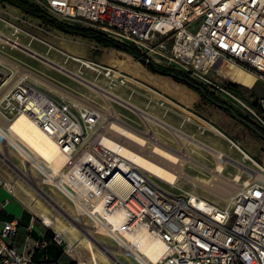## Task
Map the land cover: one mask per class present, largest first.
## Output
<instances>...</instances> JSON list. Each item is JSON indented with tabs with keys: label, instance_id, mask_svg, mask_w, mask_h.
<instances>
[{
	"label": "built area",
	"instance_id": "built-area-1",
	"mask_svg": "<svg viewBox=\"0 0 264 264\" xmlns=\"http://www.w3.org/2000/svg\"><path fill=\"white\" fill-rule=\"evenodd\" d=\"M28 1L60 23L93 29L154 62H175L174 68L183 67L189 77H221L218 65L230 61L264 83V0ZM104 69L110 75L116 72ZM117 76L124 84L127 77L121 72ZM224 92L235 98L234 90ZM245 109L264 131V94L250 96ZM19 113L28 114L67 158L57 169L42 162L35 169L41 182L62 194L96 234L109 238L132 260L127 248L147 242L151 254L156 243L161 245L159 259L150 264H264V165L237 142L227 138L250 169L236 182L231 205L221 207L167 192L147 169L117 149L123 145L133 154L106 132L108 121L97 111L79 109L26 80L0 98L1 144L8 123ZM229 165L238 171L231 162L224 170ZM17 226L16 220L1 223L0 264L46 262L45 237L33 241L25 253L12 244ZM62 241L58 235L51 239L58 247Z\"/></svg>",
	"mask_w": 264,
	"mask_h": 264
},
{
	"label": "rangeland",
	"instance_id": "rangeland-1",
	"mask_svg": "<svg viewBox=\"0 0 264 264\" xmlns=\"http://www.w3.org/2000/svg\"><path fill=\"white\" fill-rule=\"evenodd\" d=\"M5 8L8 7L0 3V16L9 20L12 19L13 16L10 17ZM16 15L21 17V21L15 24L24 31L16 33L18 40L22 44H29L31 49L41 55L47 56L50 60L63 65L67 70L77 73L82 78L93 81L103 89L116 94L129 103L136 105L141 110L153 115L156 119L176 127L179 131L193 136L196 140L223 152L225 151L231 155L227 154L232 160H242L246 164H249L248 160H243L242 155L237 149L230 147L227 138L237 142L249 157L257 161V163L259 162V164L264 165V141L226 112L203 101L200 95L193 89L174 80L178 85L172 84L173 89L166 83H161L160 85L158 81L160 77L151 76V78H148L143 67L149 74H151L150 71L144 64L130 55L127 57L123 55L125 53H117L116 51H113L114 54H111L110 48L105 49L101 45L100 47L96 42L93 44V41L85 38L75 39L76 37L71 35L64 36L69 41L63 42L62 39H59L60 33L57 31L45 27L46 25L43 26L42 23L36 22L29 17H25L21 12H18ZM0 31L6 35H11L12 28L4 25L2 19H0ZM47 44L53 45L58 49L50 48ZM66 53L77 56L88 64L89 61L96 63L97 66L99 65V70H91L80 62L68 58ZM144 57L146 59L148 57L149 59L147 60L162 67L187 73V70L181 66L174 68V65H177L175 62L170 61L169 64L165 61L157 63L147 55H144ZM104 66L111 67L125 75L127 77L125 83L121 84L119 76H115L114 74L111 75L112 78L106 77L104 75ZM217 73L221 77H217L215 74L204 77L191 73V76L188 77L194 83L212 93L218 100L237 112L241 117L252 122L248 117L245 106L248 104L250 96L259 97L264 94V83L245 70L236 73L235 67H232L227 61L218 65ZM7 74L10 75V78L7 77ZM24 76H26V81L33 83L36 87L54 97L76 104L82 108L90 107L97 112L107 113L109 115L108 122L114 117V119L118 118L122 122L130 124L139 130L150 129L154 138L164 144V147L173 150L175 153L180 150L179 154L183 153L188 157L190 156V163H186L184 167L188 176L185 174L183 176L179 175L172 187H165L167 192L184 195L191 193L202 200L218 206H226L229 203L230 197L237 191V183L235 184L229 179L236 172L237 169L235 167L231 165L227 166L224 174L217 177L218 182L217 180H213L211 174L215 165V159L206 150L185 140L178 139L160 124L146 121L129 106L128 108L126 107L127 105L121 102L105 98L97 90L94 91L91 87H87L82 82L66 75L65 72L57 71L26 53L0 42V86L3 82L7 81L0 88V98L17 84L19 78ZM226 89L234 90L236 92V94L233 93L235 98L226 95L224 92ZM154 91L159 92L161 95H158ZM105 108H108L109 111L103 112L104 110L102 109ZM185 109L195 116H199L202 120L195 116L193 117ZM150 134L148 133L147 136H150ZM182 146H184L183 149H181ZM11 159L12 161L7 160V158L3 161L0 157V163H3L4 168L11 175L12 179L10 183L18 189V194L15 197L24 206V211L34 218L33 224L36 228L41 231L42 228L46 229V233L51 236H49L51 239L53 236H57L58 230L55 226L45 227L42 223L40 213L47 212L50 216L57 217L62 224L66 226L72 224L77 227L82 236H89L87 235L89 233L81 225L83 222H87L82 217L76 215L73 206L62 194L47 183L41 182L42 177L36 170L32 171L29 168L26 170L22 166L18 155H12ZM14 164L18 165L21 171L17 170V168L15 169ZM174 165H171L173 167L171 170L175 172L179 171L178 165H175V167ZM27 172L36 176V178H29ZM191 177L208 181V185L211 184L210 181L212 183L217 182L216 184L218 185L213 187L207 185L204 187L200 183L193 184ZM21 186L24 187L25 191ZM87 228L92 231L91 227L88 226ZM91 231L90 234L96 249L105 257L94 251L99 264H119L114 262L115 259L121 260L124 264H135L130 257L131 261L125 258L124 255L116 252L118 247L114 246L109 238ZM70 232L74 233L73 231ZM70 232L64 235V240L60 244L62 248L61 260L65 262L69 261L67 264H82L76 258L89 260L84 238L79 234H75L77 238L75 239L74 249L77 248L78 251L72 249L74 251V258L69 248L71 246L69 238L72 236ZM23 236L24 231L19 229L14 238L15 246H21L24 239ZM57 239L59 240V238ZM98 240L105 242L107 245L101 244ZM105 247L110 251H114V255H111L109 251H105Z\"/></svg>",
	"mask_w": 264,
	"mask_h": 264
},
{
	"label": "bare ground",
	"instance_id": "bare-ground-1",
	"mask_svg": "<svg viewBox=\"0 0 264 264\" xmlns=\"http://www.w3.org/2000/svg\"><path fill=\"white\" fill-rule=\"evenodd\" d=\"M0 19H2L4 25H8L12 28V33L11 35H6L0 31V42L5 43L10 45L11 47L18 49L30 57L41 61L47 66H50L54 68L57 71L60 72H65L66 75H69L70 77H73L74 79L78 80L79 82H82L85 84L87 87H91L94 89V91L97 90L101 95H103L105 98L121 102L125 105L126 107H130L133 109V111L137 112L140 114V116L145 119L146 121L149 122H155L160 124L162 127H165L168 131H170L173 135H175L178 139L180 140H185L189 143H192L196 145L197 147H200L207 152H209L215 159V165L213 167V172L211 174V177L213 180H217V177L221 176L224 174V165L228 162L233 163L237 168L238 171L233 173L229 179L232 180L236 184V182L240 181L241 178V173L246 172V170L249 168L250 169V164H246L245 161L242 160H232L227 154L224 152L208 146L199 140H196L193 136H190L186 133H183L182 131H179L174 126H171L169 124L164 123L163 121H160L156 119L153 115L149 114L148 112H145L144 110H141L139 107H137L134 104L129 103L128 101L122 99L121 97L117 96L116 94H113L112 92H109L105 89H103L101 86L97 85L93 81L86 80L79 76L77 73H74L72 71L67 70L63 65L58 64L52 60H50L47 56L41 55L40 53L36 52L35 50L31 49L29 44L24 45L18 40V36L16 35L17 32H24L20 27H18L12 20L6 19L2 16H0ZM21 21V19L16 18L15 21ZM59 39H62V41H69V39L65 38L64 36H61L59 34ZM50 46V48H55L58 49L57 47L47 44ZM111 54H114L112 51L110 52ZM70 57H72L74 61L80 62L81 64L89 67L91 70L98 71L99 66L96 67L92 66L90 63L88 64L85 62L83 59L74 56L70 53H67ZM230 62V61H228ZM236 66H238L239 69L245 70L249 73L252 74L253 77L256 78V76L246 70L245 68L230 62ZM102 68V67H101ZM104 69V68H103ZM106 70V69H104ZM116 72L114 73L115 76L120 73L119 71L115 70ZM27 75V74H25ZM104 75L108 78H112V76L109 73H104ZM7 77L10 78V75L7 74ZM26 76L21 77L18 79L17 83L21 81H25ZM257 79V78H256ZM7 81L3 82V85L6 84ZM105 85V84H104ZM158 95H161L159 92L154 91ZM82 97V96H81ZM106 103V102H105ZM76 105V104H75ZM124 105V106H125ZM79 109L82 107L76 105ZM109 107V106H108ZM128 107V108H129ZM104 110L103 112H108V108L102 109ZM186 110V109H185ZM189 112L188 110H186ZM99 115L105 118L106 120L109 119V115L107 113H100L97 112ZM190 115L193 117V113L189 112ZM107 127L105 126L106 132L110 133L115 139L119 140L120 142L124 143L126 146L130 147L133 151V154L129 153V149L126 147L119 146L117 149H119L122 153H125L126 155H129L131 159L136 161L137 163L141 164L145 169H147L156 179L157 183L162 187H172L176 180L178 179L179 175H186V172L184 170V167L186 163H190V156L188 157L186 154H179L175 153L173 150H170L166 147H164V144L160 143L158 139L154 138L152 133L150 132V129L147 130H139L137 128H134L130 124H127L125 122H122L120 119L112 117V120H110L107 123ZM150 134V136H147V134ZM157 134V133H156ZM159 135V134H158ZM5 136V141L4 143H0V155L3 158H7V160L12 161L11 156L16 154L18 157L21 159V164L26 168V170H37L40 168V165L42 162H49L50 166L53 169L60 168L65 164L67 161V158L60 154L58 151V148L53 141L51 137H49L46 133H44L38 126L37 124L33 121V119L26 113H19L16 115L9 123H8V131L4 134ZM193 139V140H192ZM184 146L181 147L183 149ZM193 152V151H192ZM191 152V153H192ZM247 155V154H246ZM248 156V155H247ZM246 158V157H244ZM178 165L180 168L179 171H172L171 165ZM174 165V167H175ZM15 169L21 171L20 167L18 165L14 164ZM189 168V167H188ZM178 169V168H177ZM34 173V172H33ZM202 175V174H201ZM27 176L29 178H36V176L30 174L27 172ZM191 181L193 184L200 183L204 187L208 185V181H202L198 180V178L191 177ZM197 179V180H196ZM46 182V181H45ZM216 182V183H217ZM211 187L218 185L215 182L212 183L210 181ZM208 185V186H210ZM167 191V190H166ZM189 197L192 199L198 198L197 196L193 194H189ZM222 196V195H221ZM233 196V195H232ZM232 196L229 199V203L226 206H230L232 203ZM228 197V196H227ZM201 201L200 198H198ZM207 202V201H205ZM209 203V202H208ZM211 204V203H210ZM74 208V207H73ZM74 210L77 212V210L74 208ZM77 215V214H76ZM40 217L42 219V223L46 224L47 226H51V220L48 216H45L43 214H40ZM73 220H75L73 218ZM84 228L85 231H87V237L82 236L80 233V230L75 227L74 225L70 224V226H67L66 229H63L58 232V237L64 240V235L67 232L68 229H72L73 231L77 232L79 235H81L84 238L85 242V247L87 249V252L89 254V263L90 264H98L99 262L97 261L94 251L100 254V252L96 249L94 245V241L92 240V236L90 234V229L87 227L89 226L87 223H82L81 224ZM90 227V226H89ZM91 232H94L93 230ZM95 233V232H94ZM91 237V238H90ZM101 244L107 245L105 242H102L101 240H98ZM105 251H109L111 255H114V251H110L105 247ZM133 255L136 260H133L135 264H150V262H156L159 259V256L161 254V245L160 243L155 244V253L151 254L150 249H149V244L147 242H138L134 247L129 246L127 248ZM116 252L122 254L125 256V258H129L127 253L121 248H117ZM102 257L104 255L100 254ZM105 258V257H104ZM108 260V258H106ZM115 263L119 264H124L121 260L115 259ZM82 264H86V262H81Z\"/></svg>",
	"mask_w": 264,
	"mask_h": 264
},
{
	"label": "crops",
	"instance_id": "crops-1",
	"mask_svg": "<svg viewBox=\"0 0 264 264\" xmlns=\"http://www.w3.org/2000/svg\"><path fill=\"white\" fill-rule=\"evenodd\" d=\"M1 3V2H0ZM2 4H4V3H2ZM6 7H8V8H5L4 10L7 12V14L8 15H10V17L11 16H13V18L12 19H10V20H12L13 22H19V21H15V19L16 18H19V19H21V17L20 16H17L16 14L18 13V12H21L19 9H17V8H15V7H12V6H9V5H7V4H4ZM1 13V12H0ZM21 14L22 15H24L25 17H29L30 19H33L34 21H36V22H39V23H41V21L40 20H38V19H36V18H32V17H30V16H28V15H25L24 13H22L21 12ZM43 26H44V24H43ZM45 27H48V26H45ZM48 28H50V27H48ZM50 29H52V28H50ZM54 31H57V30H55V29H53ZM58 33H60L61 35H63V36H66L67 34H64V33H62V32H59V31H57ZM75 39H82V38H78V37H76ZM63 42H65V41H63ZM93 44H95L94 42H93ZM66 45V44H65ZM98 45V44H97ZM100 46V45H99ZM101 47V46H100ZM103 48H105V47H103ZM105 49H107V48H105ZM110 50L113 52V51H116L117 53H121V52H119V51H117V50H115V49H112V48H110ZM110 50H109V52H110ZM123 54V53H122ZM123 55H125V56H127V57H129L128 55H126V54H123ZM228 62V61H227ZM229 64H231V66L233 67H235V71H236V73H239V72H242V70L241 69H239L238 68V66H236V65H234V64H232V63H230V62H228ZM143 69L145 70V72H146V76L148 77V78H151V76H158V77H160V79L158 80L159 81V84L161 85V83H166L168 86H170L172 89H173V85L172 84H177V83H175L174 81H173V79L171 78V77H169V76H163V75H158V74H153V73H151V74H149V72H147L146 71V69L143 67ZM150 75V76H149ZM178 85V84H177ZM2 86V85H1ZM1 86H0V88H1ZM194 98H196V97H194ZM201 142V141H200ZM203 143V142H202ZM205 144V143H204ZM206 145H208V144H206ZM208 146H210V145H208ZM214 146V145H213ZM212 147V146H211ZM216 147V146H215ZM231 147V146H230ZM221 151V150H220ZM223 152V151H222ZM225 152V151H224ZM226 153V152H225ZM226 154H228V153H226ZM228 155H230V154H228ZM231 156V155H230ZM11 179H12V177H11V175L9 174V172L4 168V165H3V163H0V226H1V223L3 222V221H14V220H16L17 222H18V226H17V233H18V231H19V229L20 230H23L24 231V239H23V242H22V244H21V246L20 247H17V246H15V244H14V238H15V236L17 235H15L13 238H12V240H11V242H12V244L17 248V250L19 251V252H21V253H25L26 251H27V249H28V247L32 244V242L33 241H35L37 238H40V237H45V239L49 242V244H48V246H47V248H46V253H47V257H48V260L46 261V262H44V263H42V264H67V262H69V261H63V260H61V256H62V248L61 247H58L55 243H53V242H51V238L48 236V234L46 233V229H43L42 228V231L40 230V229H38V228H36L35 226H34V224H33V220H34V218L32 217V216H29L28 217V220L23 224L22 223V213L24 212V206L16 199V197L15 196H17V194H18V189H17V187H15V185H12L10 182H11ZM22 187V186H21ZM22 189L25 191V189H24V187H22ZM26 192H27V190H26ZM32 199H34L33 197H32ZM221 207H224V206H221ZM26 212V211H25ZM27 213V212H26ZM28 214V213H27ZM40 214H43V215H45V216H48L49 218H50V220L52 221L51 223V226H55V228L58 230L57 231V234H58V232L59 231H61V230H63V229H66V225H64V224H62L61 222H60V220L57 218V217H53V216H50L49 214H47V212H42V213H40ZM10 218H11V220H10ZM60 223V225H58ZM30 225H31V227H30ZM70 231H73L72 229H68L67 230V232L65 233V234H67L68 232H70ZM74 233H72V232H70L71 234H72V236L69 238L70 239V241H71V246H70V248H71V254H72V256L74 257V251H78L77 250V248L76 249H74V247H75V239L77 238V236L75 235V234H78L77 232H75V231H73ZM54 246V248H55V250H57L58 252H59V255L56 257V258H53V257H51L50 255H49V253H48V251H47V249L50 247V246ZM74 251H73V250ZM75 258V257H74ZM35 259L38 261V260H40V255L38 254V255H36V257H35ZM78 261H80V262H86V264H90L89 263V260H86V259H78V258H76ZM129 259V258H128ZM130 260V259H129ZM131 261V260H130ZM99 264V263H98Z\"/></svg>",
	"mask_w": 264,
	"mask_h": 264
},
{
	"label": "trees",
	"instance_id": "trees-1",
	"mask_svg": "<svg viewBox=\"0 0 264 264\" xmlns=\"http://www.w3.org/2000/svg\"><path fill=\"white\" fill-rule=\"evenodd\" d=\"M0 2L19 9L25 15H28L32 18H36V19L40 20L42 24H44V25H46L52 29H55L59 32H62V33L67 34V35L75 36V37L85 38V39H88L89 41L96 42L105 48H112V49H115L119 52L130 55L131 57H134L135 59L140 61L142 64H144L145 67L151 73L171 77L175 82H177L179 84H184L188 88L193 89L195 92H197L200 95V98L203 101H205L206 103L214 105L216 108H218V109L226 112L227 114H229L227 109H223L222 107H218L214 103V102H217V103L225 105L223 102L218 100L212 93H209L204 88H202L200 85H197L196 83H194L186 74H184L180 71H176L175 69H169V68L162 67L160 65H157V64L147 60L144 57V55L138 49H136L133 46H126L123 44H119L116 41L109 39V38L105 37L104 35H102L101 33H98L97 31L90 29V28H82L79 26H69V25L60 23V22L50 18L43 11H41L39 9V7H37L35 4L31 3L28 0H0ZM193 84L197 85V87H194ZM233 86H235V85H233ZM236 114L238 116H240L237 112H236ZM241 118H243V117H241ZM248 122H250V121H248ZM250 123H252V122H250ZM252 124L254 126H256L254 123H252ZM256 127L264 134V131H262L258 126H256ZM28 217H29L28 214L24 211L22 213V217H21L23 224L28 220ZM10 220H11V218H10ZM48 236H50V235L48 234ZM47 251H48L49 255L53 258H56L59 255V252L57 250H55L54 246H52V245L47 249Z\"/></svg>",
	"mask_w": 264,
	"mask_h": 264
},
{
	"label": "water",
	"instance_id": "water-1",
	"mask_svg": "<svg viewBox=\"0 0 264 264\" xmlns=\"http://www.w3.org/2000/svg\"><path fill=\"white\" fill-rule=\"evenodd\" d=\"M194 87H197V85H194ZM215 105H217L218 107H222L223 109H227L230 116L232 118H234L235 120L239 121L240 123H242L244 126H246L252 133H254L258 138H260L262 141H264V134L256 127L254 126L252 123L248 122L247 120L241 118L240 116H238L236 114V112L234 110H232L231 108H229L227 105H223L217 102H214Z\"/></svg>",
	"mask_w": 264,
	"mask_h": 264
}]
</instances>
